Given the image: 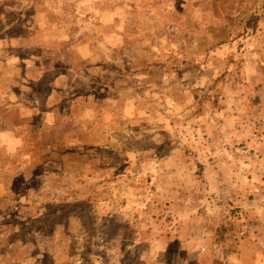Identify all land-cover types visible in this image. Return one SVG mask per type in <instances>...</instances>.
I'll use <instances>...</instances> for the list:
<instances>
[{
  "label": "rangeland",
  "instance_id": "1",
  "mask_svg": "<svg viewBox=\"0 0 264 264\" xmlns=\"http://www.w3.org/2000/svg\"><path fill=\"white\" fill-rule=\"evenodd\" d=\"M0 264H264V0H0Z\"/></svg>",
  "mask_w": 264,
  "mask_h": 264
}]
</instances>
